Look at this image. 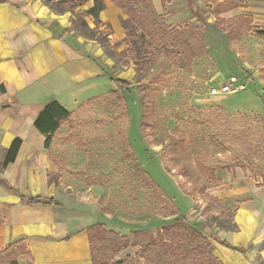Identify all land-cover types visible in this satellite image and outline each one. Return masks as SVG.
I'll return each instance as SVG.
<instances>
[{
  "label": "rangeland",
  "instance_id": "obj_1",
  "mask_svg": "<svg viewBox=\"0 0 264 264\" xmlns=\"http://www.w3.org/2000/svg\"><path fill=\"white\" fill-rule=\"evenodd\" d=\"M44 1L65 16L62 22L68 23L79 49L84 48L104 73L96 78L98 98L77 109L78 121L70 125L80 133L69 148L74 151L63 154V159L74 160L66 164L74 165L68 171L77 168L84 177V210L89 213L85 222H103L106 229L121 234L138 228L153 231L180 217L193 221L208 237L234 229L230 212L202 213L203 191L206 187V192L219 197L221 187L210 181L209 169L218 160L225 161L229 170L244 163L245 174L264 173V33L259 32L264 31V0L244 4L251 7V27L231 40L214 23L211 10L218 0H193L200 7L193 25L203 32L204 52L186 65L177 48L155 45L145 73H141L143 58L134 60L127 52L128 47L144 48L148 42L133 22L137 13L131 3L127 13L118 9L115 21L101 10L94 21L91 15L78 14L87 9V0ZM129 32H140L141 44L136 40L132 45ZM88 45L95 47L96 55ZM109 76L131 83L121 92L123 103L108 96L115 86ZM233 76L241 89L210 93V88ZM65 129L63 125L56 135L58 146L67 142L60 138ZM180 183L192 195L184 193ZM96 204L102 213H96ZM209 241L214 252L218 243L210 237ZM134 252L132 247L122 250L112 261ZM27 262L26 256L19 258V264Z\"/></svg>",
  "mask_w": 264,
  "mask_h": 264
},
{
  "label": "crops",
  "instance_id": "obj_2",
  "mask_svg": "<svg viewBox=\"0 0 264 264\" xmlns=\"http://www.w3.org/2000/svg\"><path fill=\"white\" fill-rule=\"evenodd\" d=\"M19 1L41 21L31 19L13 1L0 2V250L24 239L34 264H92L87 229L97 222H85L89 213L84 210V177L77 168L68 171L74 165L66 164L74 160L70 156L63 159V154L64 150L68 154L74 151L69 148L73 141L78 142L80 133L70 130V125L78 121L77 109L96 99V78L104 73L84 48L79 49L68 23L62 22V13H55L44 0ZM103 1L106 5L100 14L115 21L119 7L110 0ZM223 1L228 0L217 3ZM235 1L238 6L213 14L215 19L251 16V7L244 4L252 0ZM191 2L195 3L152 0L164 22L167 19L166 24L175 28L197 19ZM85 4L89 8L93 0ZM167 11L177 12H171V16ZM64 29L68 33L60 38ZM51 100L73 112V116L60 124L45 146V136L34 121ZM63 125L66 129L60 138L67 142L58 146L56 135ZM15 138L20 139L17 154L2 166L5 150ZM241 169L220 168L214 174L221 187L219 197L215 196L227 213H232L235 225L219 238L244 251L215 244L213 253L222 264H264V176L245 174ZM21 195L53 198L58 205H30L22 201ZM97 209L96 204V213H102Z\"/></svg>",
  "mask_w": 264,
  "mask_h": 264
},
{
  "label": "trees",
  "instance_id": "obj_3",
  "mask_svg": "<svg viewBox=\"0 0 264 264\" xmlns=\"http://www.w3.org/2000/svg\"><path fill=\"white\" fill-rule=\"evenodd\" d=\"M8 1L15 2L18 9L26 13L31 19L41 21L38 16L32 13L24 3H20L19 0H0V2ZM48 1L54 4L58 3L55 0ZM100 1L93 0L92 6L84 11H78V14L81 13L83 15L82 17L91 15L94 21H96L99 11L103 8ZM110 1L125 13L128 12L127 5L131 3L134 8L133 10L137 13V17L133 18V22L148 37V42L144 44V48L141 45L138 48H133L132 46V48L128 47L127 49V52L131 54L134 60L143 58L141 59V73H145L148 70L149 67L146 66V63L152 56V50L155 45L159 44L160 46L177 48L178 54L185 60L186 65L194 57L204 52V35L201 29L192 23H186L179 28L167 25L164 22V16L158 14L154 9L152 0ZM238 5L239 2L235 0L223 1L217 3L214 9L211 10V13L217 15L228 8ZM190 6L192 8V14L198 19L200 16V8L193 2H191ZM80 22L86 26L83 20ZM215 24L225 30L227 39L231 40L250 29L252 17L239 15L229 19V21L216 17ZM259 32L264 33V31ZM67 33L68 29H64L59 37L63 38ZM128 35L132 45L135 44L136 40H140L141 44L140 32H129ZM119 54H122V52H119ZM136 54H140L139 57ZM109 78L114 82L115 88L108 92V96L123 103L125 99L122 98L121 92L129 90L131 83L125 80L115 79L111 76ZM72 116L73 112H69L56 100L49 101L43 107L34 121V126L44 134L45 146L50 144L51 138L54 132L60 127V124L72 118ZM19 146L20 139L15 138L5 150L2 166L14 160ZM238 167L245 168V164L240 163ZM217 168L226 169L225 161L218 160L215 168H209L211 173L210 181H217L214 174ZM178 175H181V173H178ZM257 175L264 176V173H258ZM178 185L184 193L192 195V191L187 190L183 183ZM10 190L15 191L12 188ZM203 195L205 205L202 208V213H210L212 211L220 214L227 213V210L222 205L221 199L206 192V187ZM21 199L30 205H58L53 198L40 196L24 197L21 195ZM174 214H177V211L163 214L162 216L168 217ZM87 231L92 264H222L221 260L213 254L210 248L212 243L209 241V237L223 247L240 252L244 251L242 247L233 246L227 241L220 239L214 233H211L208 237L201 229L195 226L193 221H189L184 217H180L171 223L163 224L153 231L146 228H138L134 229L130 234H121L115 230L106 229L101 222L90 225ZM129 247L136 248L134 255H125L122 259L112 261L117 253ZM21 256L27 257L28 262L25 264H34L31 252L24 239L15 240L0 250V264H19V258Z\"/></svg>",
  "mask_w": 264,
  "mask_h": 264
},
{
  "label": "built area",
  "instance_id": "obj_4",
  "mask_svg": "<svg viewBox=\"0 0 264 264\" xmlns=\"http://www.w3.org/2000/svg\"><path fill=\"white\" fill-rule=\"evenodd\" d=\"M243 87L242 84L237 83L236 77H230L225 83L219 85V87H212L210 88L211 94H223V93H230L234 92L238 89Z\"/></svg>",
  "mask_w": 264,
  "mask_h": 264
}]
</instances>
